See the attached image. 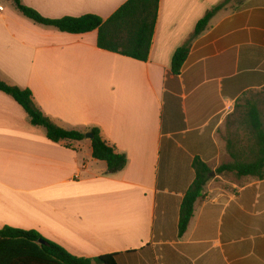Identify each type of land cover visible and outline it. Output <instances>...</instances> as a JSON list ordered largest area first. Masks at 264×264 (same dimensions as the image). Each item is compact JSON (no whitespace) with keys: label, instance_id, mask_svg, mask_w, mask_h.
<instances>
[{"label":"crops","instance_id":"0c3cea01","mask_svg":"<svg viewBox=\"0 0 264 264\" xmlns=\"http://www.w3.org/2000/svg\"><path fill=\"white\" fill-rule=\"evenodd\" d=\"M128 1L21 0L49 19L104 20ZM97 41V31L63 33L0 0V79L30 89L65 130L99 128L128 158L108 175L92 142L83 158L87 137L53 143L0 91V229L37 231L77 257L116 254L117 264H264V180L215 174L179 234L194 159L213 171L230 161L218 132L244 94L264 89V0H160L148 62ZM187 44L175 77L172 58Z\"/></svg>","mask_w":264,"mask_h":264},{"label":"trees","instance_id":"16d2710c","mask_svg":"<svg viewBox=\"0 0 264 264\" xmlns=\"http://www.w3.org/2000/svg\"><path fill=\"white\" fill-rule=\"evenodd\" d=\"M9 1L13 2L22 15L36 24L75 35L97 31L98 48L141 62L149 60L160 0H129L107 20L96 15L49 19L22 4L21 0ZM227 1L225 0V3ZM222 5L205 15L198 23L194 36L205 30ZM189 52L190 46L187 44L174 54L171 71L175 77L181 74ZM0 91L11 96L25 110L33 126L44 128L47 138L53 143L83 141L86 138L83 132L65 130L55 124L36 105L30 89L11 86L0 79ZM251 93L243 95L233 114L227 118L224 125L225 135L221 137L222 129L218 132L221 140L225 142L230 161L222 163L215 171L198 157L193 161L195 179L181 205L180 236L187 231L195 205L203 198L212 173H231L238 178L252 177L264 180V116L255 99L249 98ZM242 100L245 101L243 105L240 104ZM87 133L93 134V158L107 164L108 175L119 173L126 168L127 156L104 141L99 128H90ZM116 257V254L93 259L77 257L37 231L11 226L0 229V264H117Z\"/></svg>","mask_w":264,"mask_h":264},{"label":"rangeland","instance_id":"374dc122","mask_svg":"<svg viewBox=\"0 0 264 264\" xmlns=\"http://www.w3.org/2000/svg\"><path fill=\"white\" fill-rule=\"evenodd\" d=\"M249 98L255 99V101L258 103V107L261 111V113L264 116V89L259 90V91H253L250 95ZM245 103L244 100H242L240 102L241 105H243ZM226 132V127L223 126L222 128V133H221V137H223L225 135ZM84 147L82 149L83 152V158L85 160H89V158H92V156L90 155V150H91V141L89 139H85L84 141Z\"/></svg>","mask_w":264,"mask_h":264},{"label":"water","instance_id":"95a60500","mask_svg":"<svg viewBox=\"0 0 264 264\" xmlns=\"http://www.w3.org/2000/svg\"><path fill=\"white\" fill-rule=\"evenodd\" d=\"M86 137H87L88 139H92V138H93V134H91V133H87V134H86ZM214 175H215V173H212V174H211V177L214 176ZM40 243H41V244H45L44 241H40Z\"/></svg>","mask_w":264,"mask_h":264},{"label":"built area","instance_id":"2783aa9c","mask_svg":"<svg viewBox=\"0 0 264 264\" xmlns=\"http://www.w3.org/2000/svg\"><path fill=\"white\" fill-rule=\"evenodd\" d=\"M1 10H3V8H1Z\"/></svg>","mask_w":264,"mask_h":264}]
</instances>
